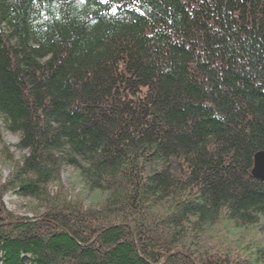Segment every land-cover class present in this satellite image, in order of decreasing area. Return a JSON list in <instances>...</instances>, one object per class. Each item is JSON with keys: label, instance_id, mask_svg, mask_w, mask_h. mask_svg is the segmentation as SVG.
Instances as JSON below:
<instances>
[{"label": "trees", "instance_id": "trees-1", "mask_svg": "<svg viewBox=\"0 0 264 264\" xmlns=\"http://www.w3.org/2000/svg\"><path fill=\"white\" fill-rule=\"evenodd\" d=\"M3 133L0 264H264V0H0Z\"/></svg>", "mask_w": 264, "mask_h": 264}, {"label": "rangeland", "instance_id": "rangeland-1", "mask_svg": "<svg viewBox=\"0 0 264 264\" xmlns=\"http://www.w3.org/2000/svg\"><path fill=\"white\" fill-rule=\"evenodd\" d=\"M2 144H0V183H2L7 175L12 170V163L7 159L6 152L12 157V161H17L18 158L22 155L14 147L13 144L16 143L17 137L12 136L7 133H3ZM6 147V148H2ZM60 186L66 190L68 199H75L77 194L79 198L84 202L85 205H93L97 201L101 200L102 195L97 192L92 194H86L83 191L82 184L79 180V176L75 170L71 167H65L61 172L60 177ZM52 190H56V185L52 186ZM60 187V188H61ZM3 203L5 207L16 214L18 217H32L34 214L31 213V209L34 206V203L30 199L19 198L10 196V193H7L3 196Z\"/></svg>", "mask_w": 264, "mask_h": 264}, {"label": "water", "instance_id": "water-1", "mask_svg": "<svg viewBox=\"0 0 264 264\" xmlns=\"http://www.w3.org/2000/svg\"><path fill=\"white\" fill-rule=\"evenodd\" d=\"M251 173L259 179H263L264 178V151H258L254 154L253 157V167H252V171ZM172 253H182L184 254L183 251L180 250H175L169 254ZM167 256H165L162 261L166 258ZM161 261V262H162Z\"/></svg>", "mask_w": 264, "mask_h": 264}, {"label": "snow or ice", "instance_id": "snow-or-ice-1", "mask_svg": "<svg viewBox=\"0 0 264 264\" xmlns=\"http://www.w3.org/2000/svg\"><path fill=\"white\" fill-rule=\"evenodd\" d=\"M103 3H110V0H102ZM111 11L113 12V14L117 13L118 9L117 7H112Z\"/></svg>", "mask_w": 264, "mask_h": 264}]
</instances>
